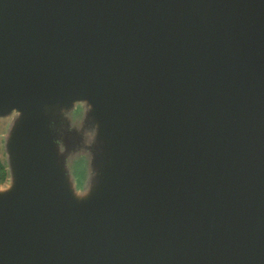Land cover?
Wrapping results in <instances>:
<instances>
[{"label": "water", "instance_id": "95a60500", "mask_svg": "<svg viewBox=\"0 0 264 264\" xmlns=\"http://www.w3.org/2000/svg\"><path fill=\"white\" fill-rule=\"evenodd\" d=\"M0 119V264H264V0H0Z\"/></svg>", "mask_w": 264, "mask_h": 264}, {"label": "rangeland", "instance_id": "374dc122", "mask_svg": "<svg viewBox=\"0 0 264 264\" xmlns=\"http://www.w3.org/2000/svg\"><path fill=\"white\" fill-rule=\"evenodd\" d=\"M10 124H11V120L0 119V157L2 158L3 161L6 160V153L4 152L3 144L7 135V129Z\"/></svg>", "mask_w": 264, "mask_h": 264}, {"label": "trees", "instance_id": "16d2710c", "mask_svg": "<svg viewBox=\"0 0 264 264\" xmlns=\"http://www.w3.org/2000/svg\"><path fill=\"white\" fill-rule=\"evenodd\" d=\"M9 173L7 170V166L0 157V185L4 184L8 179Z\"/></svg>", "mask_w": 264, "mask_h": 264}]
</instances>
